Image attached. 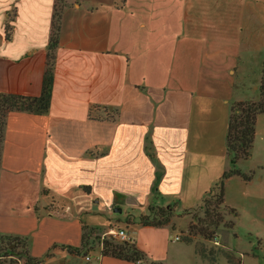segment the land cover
<instances>
[{"label": "crops", "instance_id": "obj_1", "mask_svg": "<svg viewBox=\"0 0 264 264\" xmlns=\"http://www.w3.org/2000/svg\"><path fill=\"white\" fill-rule=\"evenodd\" d=\"M54 3L0 0V95H40ZM59 27L48 114L7 117L0 237L25 239L32 258L49 253L42 264H133L91 245L117 230L105 217L131 225L150 206L174 207L170 225L127 233L162 264L173 221L230 169V105L259 99L264 0H64ZM263 140L260 115L238 163L259 173L224 182L238 221L233 195L248 204L262 184L264 196ZM84 227L93 235L82 255L68 252Z\"/></svg>", "mask_w": 264, "mask_h": 264}, {"label": "trees", "instance_id": "obj_2", "mask_svg": "<svg viewBox=\"0 0 264 264\" xmlns=\"http://www.w3.org/2000/svg\"><path fill=\"white\" fill-rule=\"evenodd\" d=\"M64 0H55L54 13L52 18V30L47 45L46 68L43 75L42 88L39 96L24 97L19 95H0V163L3 149L4 132L6 129L7 117L13 112H22L31 115H46L49 112L52 87L54 82L55 52L58 47L59 22ZM259 99L257 101L236 102L230 105L226 136V155L229 158L230 169L225 172L221 180L216 184L217 194L210 200H205L211 194L214 186L203 202L202 217L196 222H190L187 227L189 235H199L207 241L213 242L218 238L216 231L220 228L232 230L235 227L237 212L224 204V182L225 180L237 177L244 183H249L254 172L242 173L238 168L240 161L250 158L255 138V126L258 116L264 115V61L261 69L259 83ZM87 190V189H86ZM223 210L233 219L226 223L221 218L219 211ZM174 207L150 206L147 215H141L138 223L142 227L162 228L170 225L173 218ZM129 224H131L129 222ZM173 230V227L171 225ZM92 230L86 227L82 230V245L80 248L64 247L68 252L82 255V250L92 237ZM187 241L189 239L187 238ZM14 244V248L9 246ZM93 245L99 248L102 257H111L120 261L133 264H160L150 262L144 252L136 247L134 242H122L111 237L93 238ZM49 253L43 258H32L29 256L27 242L25 239L0 237V264H42Z\"/></svg>", "mask_w": 264, "mask_h": 264}, {"label": "rangeland", "instance_id": "obj_3", "mask_svg": "<svg viewBox=\"0 0 264 264\" xmlns=\"http://www.w3.org/2000/svg\"><path fill=\"white\" fill-rule=\"evenodd\" d=\"M237 80L239 81L240 79ZM249 83L250 81L246 84ZM248 95L253 96L254 93L249 92ZM262 143L264 144V140ZM258 173L259 170L254 172L255 177ZM262 175L264 176V174ZM255 185L258 184L255 183ZM259 187H263L262 184L261 186H256L257 191L255 192L257 193L248 204L244 203L240 197L233 195L240 207L239 221L235 220V227L232 230L220 228L216 231L219 246L203 239L199 235L190 236L187 232L190 222H196L198 218L202 217L203 202L190 211L180 213L183 219L174 220L172 224L173 230H168L170 243L168 242L167 249L164 246L163 250H161L162 264H264V196L259 191ZM262 189L264 190V188ZM217 191L216 186L205 200L212 199L217 194ZM231 191L233 189L228 188V193ZM219 214L226 223L231 222L233 219L226 211L220 210ZM122 215L124 213H117L113 214V217L117 219L121 218ZM105 219L104 222L107 225H114L110 228H122L128 234L135 228L142 230L138 223L128 225L126 221L111 222L106 217ZM132 236V242H138L137 236H135V239L134 235ZM175 236L180 237L178 242L172 241ZM101 238L103 239V237ZM187 238L189 241H187ZM90 243L93 245V239Z\"/></svg>", "mask_w": 264, "mask_h": 264}, {"label": "built area", "instance_id": "obj_4", "mask_svg": "<svg viewBox=\"0 0 264 264\" xmlns=\"http://www.w3.org/2000/svg\"><path fill=\"white\" fill-rule=\"evenodd\" d=\"M106 237H111L113 239H116V240H119V241H122V242H132L130 240V238L128 237L127 233L124 231V230H120V229H117V230H110ZM173 241H179V237H175L173 239ZM214 245L216 246H219V241H218V238H216L213 242H212Z\"/></svg>", "mask_w": 264, "mask_h": 264}, {"label": "water", "instance_id": "obj_5", "mask_svg": "<svg viewBox=\"0 0 264 264\" xmlns=\"http://www.w3.org/2000/svg\"><path fill=\"white\" fill-rule=\"evenodd\" d=\"M119 212H121L120 210H118Z\"/></svg>", "mask_w": 264, "mask_h": 264}]
</instances>
